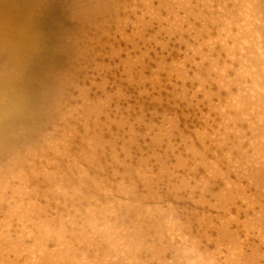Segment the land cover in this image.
Instances as JSON below:
<instances>
[{
	"label": "rangeland",
	"instance_id": "1",
	"mask_svg": "<svg viewBox=\"0 0 264 264\" xmlns=\"http://www.w3.org/2000/svg\"><path fill=\"white\" fill-rule=\"evenodd\" d=\"M104 2L122 3L123 0ZM123 15L121 12V16ZM136 15L140 13L137 12ZM106 19L101 16L99 20L89 22L90 27L94 25L93 31L99 38L97 50L105 52L102 57L101 75L109 85L115 83L121 87H128L129 78L140 83L135 87H128L131 98L119 102V111H115L117 104H112L114 110L111 113L112 120L118 123H112L107 116H100L99 120L94 115L91 118H81L78 114H74L75 118L69 116L66 90L78 64L75 53L66 45L65 35L68 26L64 21L65 27L62 28L65 35L62 42L65 44L57 40V47H64L67 51L62 54L61 66L64 67L59 76L57 75L62 79L60 82L62 90L57 89V85L50 86L51 91L46 90V92L49 90L47 97L50 95L49 99H46L48 104L46 114L41 117L42 119L40 116L35 118L39 120L37 126L40 127L35 126L31 130L34 132L28 142L25 135L19 137L16 141L19 151L16 165L12 167L13 163L8 165L9 161L4 162L6 164H3V173L0 171V244H3L4 220L6 213H9L12 217L10 232L14 240L19 242L22 238L20 236L24 235L26 244L33 246L35 238L42 237L40 241L47 243L50 251H57L61 240V244L71 248V257L73 256L75 264L82 263L84 255L94 259L96 252L93 250L98 248L97 244L101 248L97 251L99 259L108 258L110 251L104 253L107 250L104 244L113 239L120 245H123L120 242L124 240L123 243L127 244L128 248L132 246L139 257V260L136 259L140 261L138 264H157L158 261L163 264L176 263L185 254L183 250H179L183 245L182 238L194 246L198 245L199 253L201 255L204 253L203 257L215 254L224 261L225 256L229 255V246L234 248L236 245V234L243 239L245 235L243 223L246 220L253 222L254 214L259 211L260 206L250 202L252 193L254 196L257 189L254 186L250 187L249 180L244 179L239 188L232 190L236 197L232 203L224 202L213 207L216 204V197L201 189L193 191L192 188L182 187L181 176L184 170H179L175 177L165 176L162 182L155 175L160 167L157 164V157L164 156L165 149L169 148L168 127L163 114L166 109L169 112L173 111L169 103L162 104L159 98H167L174 85H181L192 91L200 89L196 94L199 108L192 107L186 111L194 113L195 116H199L201 111L205 115L211 112L215 120L213 122V119H209L207 123L195 120L189 124L190 128L193 124L196 128L203 125L201 131L207 129L211 132L212 128H219L221 122H225L226 112L218 113L213 109L228 104L230 97L238 91L236 87H232L233 94H229L225 88L219 87L222 86V80L217 78V64L223 66L225 61L230 65L233 63L228 59V53L221 43L226 35L222 34L223 26L209 23L207 29L197 39H191L184 33V40L188 43L171 44L168 49L171 55H168V52L156 43L157 40L166 39L164 34L155 35L159 30L157 25L147 28L137 26L136 16H131L132 23L127 24L121 33L117 30L115 17L105 23ZM149 37L155 39L149 40ZM178 38L174 37L173 41ZM232 43L231 39L227 40L228 45ZM189 45L202 48L204 56L207 57L202 60L200 55H196L194 57L196 64L187 61L183 68H180L181 62L185 61V55L192 56ZM145 52L152 58L151 61L143 56ZM157 53H161L166 58L165 63L172 67L168 71L160 72L159 84L154 85L152 77L153 70L158 67ZM197 64L200 65L199 68ZM184 69H192L188 72L189 77L193 76V72L201 73L199 74L201 79H206L207 83L201 88L200 80L194 84L191 80L178 79L177 76L182 74ZM234 75L231 70L227 72L229 77ZM161 84L164 91L160 90ZM154 86L157 91H153ZM154 112L159 115H153ZM189 119L192 120L191 117ZM209 125L212 128L208 127ZM241 126L247 130L248 124L244 123ZM35 129L39 130L35 132ZM220 131L223 132L224 129L220 128ZM247 135L251 136V132ZM193 141L194 149L202 150L200 141L196 140L194 135ZM174 142L180 144L178 138ZM244 147H247V143ZM183 151L185 148L181 144L178 150L175 152L169 150L167 155L172 156L174 163L175 156ZM235 155L242 156L239 152ZM214 159L215 157L208 154L207 160L198 169L200 175L210 170ZM222 170L227 171L226 168ZM229 179L235 181L236 174L232 173L230 178L224 177V180L218 181L219 188L212 191L219 192L225 187L224 181ZM6 180L10 182L8 197L11 204L4 203ZM202 195L207 203H197ZM243 196L250 198L248 201L251 204L244 203V200L239 198ZM247 204L254 205L250 209ZM122 233L124 239L119 241ZM98 235H102L103 239ZM224 237L225 241L218 246V240H224ZM220 249L222 252L219 253ZM20 262L22 263V259Z\"/></svg>",
	"mask_w": 264,
	"mask_h": 264
},
{
	"label": "clouds",
	"instance_id": "2",
	"mask_svg": "<svg viewBox=\"0 0 264 264\" xmlns=\"http://www.w3.org/2000/svg\"><path fill=\"white\" fill-rule=\"evenodd\" d=\"M68 8L66 45L75 53L78 64L66 90L68 115L74 118V114H78L81 118H91L94 115L97 120L100 116H107L112 123H118L112 120L111 113L114 111L112 104L116 103L115 111H119V102L131 98L128 87H135L140 81L129 78L128 87H121L115 83L109 85L103 78L101 66L105 52L97 50L99 38L93 31L94 25L89 26L90 21L99 20L104 16L107 18L105 20L107 23L115 17L117 30L121 33L127 24L132 23L131 16H136L137 26L147 28L157 25L159 30L155 35L164 34L166 39L157 40L156 43L168 52V55H171L168 51L171 44L188 43L184 40V33H187L191 39H197L207 29L209 23L222 25V34L226 35L221 43L228 53V59L233 63L229 65L225 61L223 66L217 64V78L222 80V86L238 89V92L230 97L227 105L213 109L218 113L226 112L225 122L221 123L219 128H213L211 132L207 129L201 131L203 125L201 128H196L193 124L190 128L189 124L195 120H203L205 123L209 119H213V122L215 120L211 112L205 115L201 111L199 116H195L194 113L186 111L192 107L199 108L196 94L200 89L192 91L181 85H174L167 98H159L162 104L169 103L173 111L169 112L166 109L163 114L168 127L169 148L165 149L164 156L157 157V164L160 167L155 175L162 182L165 176L175 177L179 170H184L181 176L182 187L192 188L193 191L201 189L216 197V204L213 207L224 202H233L236 197L232 190L239 188L241 182L248 179L249 186L257 189L252 199L264 201V0H130V2L123 0L122 3L72 0ZM121 12L124 13L123 16ZM137 12L140 15H136ZM198 24L200 27H197ZM174 37L179 38L173 41ZM154 39L155 37H149V40ZM228 39L233 41L231 45L227 44ZM189 50L192 56L186 54L180 68H183L187 61L196 64L194 59L196 55H200L202 60L206 58L200 47L189 45ZM143 56L149 61L152 60L146 52ZM157 57L158 62L152 61L158 63V67L153 70L154 85L159 84V73L168 71L172 67L165 63L166 58L161 53H157ZM196 66L200 67L199 64ZM229 70L235 75L227 76ZM189 71L192 69H184L177 78L191 80L194 84L200 80L203 88L207 81L202 80L197 72H193V76L189 77ZM160 90H165L162 84ZM153 91H157L155 86ZM153 115L159 113L154 112ZM244 123L249 125L247 130L240 127ZM220 128L224 131L221 132ZM248 132L252 135H247ZM193 135L200 141L202 150L194 149L192 146ZM177 138L180 144H175ZM245 143L247 147H244ZM181 144L184 145L185 151L176 155L173 163L172 156H168L167 153L169 150L175 152ZM237 152L242 156L237 157L235 155ZM208 154L215 157L214 163L206 174L200 175L198 169L207 160ZM224 168L227 171H223ZM232 173L236 174L235 181L225 180V187L219 192L212 191L214 188H219L218 181L223 180L224 177L230 178ZM8 187L9 182L6 180L5 204H11ZM239 198L243 199L244 203L249 202L244 197ZM200 202L208 201H204L202 196L201 200L197 201ZM11 219V214L6 213L3 244L0 245V257H2L0 264H21L20 257L32 251L30 247L23 245L22 241L13 239L10 232ZM244 223L245 235L241 239L239 234H236L235 239L238 244L235 251L229 246L230 256L226 264H264V221ZM236 252L239 253V258L233 261L231 257L235 256Z\"/></svg>",
	"mask_w": 264,
	"mask_h": 264
},
{
	"label": "bare ground",
	"instance_id": "3",
	"mask_svg": "<svg viewBox=\"0 0 264 264\" xmlns=\"http://www.w3.org/2000/svg\"><path fill=\"white\" fill-rule=\"evenodd\" d=\"M71 2H72V0H0V164H2V166H0L1 172H2V167L4 166L3 164H6L4 162L9 161L8 165H11V163H13L12 167H14L16 165L17 159L19 157V156H17L19 151L17 149L16 141L22 135H25L28 138L26 142L30 141V139H32V135H33L32 133L34 132V131L31 132V130H33L34 127L37 126V122L39 121L35 118H37L39 116L41 118L46 114V111H47L46 105L48 106L47 100L50 97V95L47 97L49 90L47 92H46V90L50 89V86H52V85H53V87L57 85V89H61L60 82L62 79H60V77L58 78L57 75L59 76L61 70L64 67V66L63 67L61 66V63L63 64L62 54L67 52V51L64 47H62V48L60 46L57 47V44H58L57 40L59 42L61 40V42H62V40L64 38L65 32H64V29L62 27L64 26L63 25L64 21L67 23L68 15H69L68 6ZM65 31H66V29H65ZM140 33H142V32H140ZM138 35H139V33H138ZM63 43L65 44V42H62V44ZM67 50H68V48H67ZM68 54H69V52H68ZM64 65H66V63ZM199 74H201V73H199ZM63 76H64V74H63ZM55 82H56V84H55ZM219 87L225 88L229 94H233L232 87L231 88H229L228 86H219ZM50 91H51V89H50ZM237 91H238V89H237ZM220 92L222 94V91H220ZM222 116H224V113ZM221 123H223V122H221ZM37 127H40V126L38 125ZM240 127H243V126H240ZM248 127H249V125H248ZM248 127L246 129H248ZM38 130H36L35 132H37ZM251 135H252V133H251ZM47 143H48V141H47ZM12 156H13V158H12ZM16 156H17V158H16ZM9 167H11V166H9ZM225 178H228V177H225ZM14 180H15V178H14ZM223 180H224V178H223ZM242 188H244V187H242ZM247 189H248V187H247ZM239 194H242V193H239ZM252 195H253V193H252ZM252 195H251V198L253 197ZM245 196H243V197H245ZM246 199H250V198L247 197ZM250 202H252L254 204L257 203L260 206L259 211L255 210L257 212L255 214L253 213L254 217H255L253 219V222H254V220H255V222L264 221V215H262V213H264L263 201H261L259 199H257V200L251 199ZM250 202H249V204H251ZM253 205H250V206L248 205V206L250 209H252ZM249 208L247 207V210ZM247 210H246V212H247ZM239 212H241V211H239ZM28 217H29V215H28ZM39 218H40V216H39ZM50 221H51V219H50ZM221 222H222V220H221ZM245 222H249V224H250V223H252V220H250V221L246 220ZM39 226H41V224H39ZM243 226L245 227V223H243ZM47 227H50V226H47ZM44 228L47 229L46 227H44ZM41 229H42V227H41ZM106 232H105V234L103 233L105 236H106ZM118 234H120V233L118 232ZM42 235L43 234H41V236ZM48 235H50V234L48 233ZM113 235H115V234H113ZM121 235H122L121 237H120V235H117L118 237H120V238H118L119 241L121 239L122 240L124 239L123 233ZM98 236H96V237H98ZM101 236H99V237L103 239V237H101ZM20 237H22L20 239V241H22L23 245H26L32 249V251L26 252V254L24 256L20 257V259H22L21 264H75V262L73 261L74 259L72 258L73 256L71 257V248L69 246L65 247L64 245H66V244H63V243L61 244V240H59V246H60L59 248L60 249L56 245L57 251H55V250L50 251L48 249L47 243H42L40 241L42 237L41 238H35V242H34L33 246L26 244L25 240L23 239V238H25L24 235H22ZM124 237H127V236L124 235ZM174 237H175V234H174ZM19 238H17V239H19ZM109 239H113V238L110 237ZM43 240H44V238H43ZM138 240H137V242L140 241V240L139 241ZM107 241H109V240H107ZM110 241L108 243L105 242V244H104V245H106L107 250L103 247L104 251L106 250L104 252L105 254L107 253V251H110V252H108L109 253L108 258L106 257L104 259H99V255H98L97 251H99V249H101V248H99L100 246H98V244H97L96 247H98V248L96 250H93L96 252V254H94L95 257L93 256L94 259H89L88 257H85V255H84V258H83L84 261H82V263H76V264H138V262H140V261L136 260L139 257H137L136 256L137 253L133 251L132 246H131L132 244L130 245L131 247L128 248L127 244L124 245V243H123L124 240H123V242H120L123 245L116 243L115 239H113L111 242ZM223 241H225V237H224V240H221V239L218 240L217 245L219 246V244L222 243ZM230 241L232 244V240H230ZM182 242H183V245H181L179 250H183V252H185V254L182 257L179 255L182 259H178L179 261H176V263L174 262V264H226V261L229 259V256H230V254L226 255L224 258V261L222 260V258L217 257L215 254L212 256L210 255V256L203 257L204 253H203V255H201L199 253L198 245L194 246V245L190 244L189 241L185 238L184 239L182 238ZM235 242H236V244L238 243V241H235ZM126 243H127V241H126ZM129 243H132V242L129 241ZM134 243H136V242H134ZM102 245H103V243H102ZM94 247H95V245H94ZM235 247H236V245L234 246V248H232L233 251H235ZM220 251H221V249L219 250V253H220ZM82 252H84V251H82ZM155 252L157 253V251H155ZM208 252H209V250H208ZM91 253H93V252H91ZM120 253H122V254L120 255ZM77 254L75 253V255H77ZM221 255H222V253H221ZM158 256H159V254H158ZM74 258H75V256H74ZM153 258L155 259V257H153ZM238 258H239L238 252L235 253V256L231 257V259L233 261H235ZM183 259H184V261H183ZM160 262L158 261L157 264H163Z\"/></svg>",
	"mask_w": 264,
	"mask_h": 264
}]
</instances>
